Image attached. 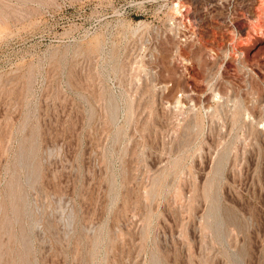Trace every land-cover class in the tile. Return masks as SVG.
<instances>
[{"label": "rangeland", "instance_id": "rangeland-1", "mask_svg": "<svg viewBox=\"0 0 264 264\" xmlns=\"http://www.w3.org/2000/svg\"><path fill=\"white\" fill-rule=\"evenodd\" d=\"M0 264H264V0H0Z\"/></svg>", "mask_w": 264, "mask_h": 264}]
</instances>
